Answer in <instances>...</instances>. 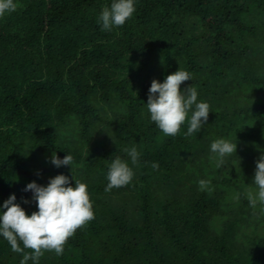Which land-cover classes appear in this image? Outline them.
Here are the masks:
<instances>
[{
  "label": "trees",
  "instance_id": "1",
  "mask_svg": "<svg viewBox=\"0 0 264 264\" xmlns=\"http://www.w3.org/2000/svg\"><path fill=\"white\" fill-rule=\"evenodd\" d=\"M14 2L0 18V208L15 194L31 215L27 184L72 169L95 215L39 264H264V211L246 198L264 153V0H135L111 31L97 20L112 0ZM179 69L210 113L199 133L185 137L186 122L168 137L146 103L153 79ZM220 138L237 148L217 168ZM53 153L73 164L57 168ZM116 157L134 177L106 192ZM22 258L0 236V264Z\"/></svg>",
  "mask_w": 264,
  "mask_h": 264
},
{
  "label": "clouds",
  "instance_id": "2",
  "mask_svg": "<svg viewBox=\"0 0 264 264\" xmlns=\"http://www.w3.org/2000/svg\"><path fill=\"white\" fill-rule=\"evenodd\" d=\"M17 10L14 0H0V18L7 13ZM135 0H112L109 6L103 7L97 23L102 31H111L113 27L123 26L131 19L135 12ZM191 79L184 70H177L165 77L163 83L153 79L148 92L147 112L150 120L168 137H175L181 127L187 122L188 128L185 137L199 133L203 125L207 124L210 105L207 102H198L197 89L191 85L181 90V85ZM191 112L190 118L189 113ZM237 143L223 138L214 140L210 145L213 154L210 159L216 161L219 168L224 163V157L236 153ZM130 157L131 164L137 165L140 153L135 147L124 149ZM51 163L57 168L71 166L73 157L67 154L60 159L53 153ZM152 167L158 169V163ZM134 177L132 167L120 157H116L108 167L105 187L106 192L113 188H120L131 183ZM74 180V186L71 184ZM210 181H198L200 190L212 189ZM253 185L257 192L248 191L246 198L249 206L256 209L259 205L264 211V153L256 161ZM23 191L32 193L37 211L27 215L24 208L16 203V196L12 194L4 201L0 208V236L10 245L14 253H22L20 264H39L45 252H54L57 256L64 253L65 245L77 230L85 228L94 218L93 205L88 193L87 185L76 180L72 175H56L50 178L47 186L35 181L27 184ZM24 203H29L25 200ZM22 245V247H21Z\"/></svg>",
  "mask_w": 264,
  "mask_h": 264
}]
</instances>
